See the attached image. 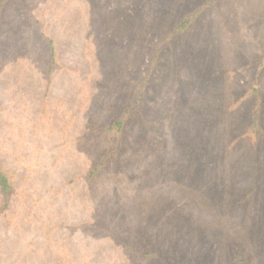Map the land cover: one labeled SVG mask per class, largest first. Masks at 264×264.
<instances>
[{"label":"rangeland","instance_id":"1","mask_svg":"<svg viewBox=\"0 0 264 264\" xmlns=\"http://www.w3.org/2000/svg\"><path fill=\"white\" fill-rule=\"evenodd\" d=\"M0 164V264H264V0H8Z\"/></svg>","mask_w":264,"mask_h":264},{"label":"trees","instance_id":"2","mask_svg":"<svg viewBox=\"0 0 264 264\" xmlns=\"http://www.w3.org/2000/svg\"><path fill=\"white\" fill-rule=\"evenodd\" d=\"M7 1L8 0H0V14L4 12ZM205 4L207 3H202L196 6L194 9L185 12L179 19V22L175 24L170 34H175L179 30L185 29L189 24H191L195 19H197L199 15H201V13L204 11ZM149 77H150V73L148 72V75L142 78L141 80L142 85H144L149 81ZM141 97L142 99H140ZM144 97H145V90H142L140 93V98H137L135 103L126 109L125 114L129 115L132 113V111L135 110L134 108H138V107L140 108L141 104H143ZM124 123H125V118L123 116H119L113 119L112 121L107 122L104 125H101L99 129L108 131L110 135L112 133L119 134L122 131ZM11 190H12V184H11L10 176L8 172L0 164V192L4 199L10 196Z\"/></svg>","mask_w":264,"mask_h":264}]
</instances>
